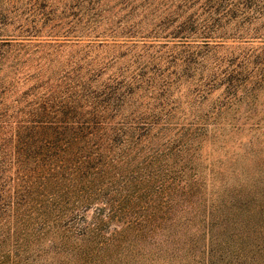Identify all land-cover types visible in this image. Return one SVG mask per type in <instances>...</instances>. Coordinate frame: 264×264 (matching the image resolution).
<instances>
[{
    "label": "trees",
    "instance_id": "obj_1",
    "mask_svg": "<svg viewBox=\"0 0 264 264\" xmlns=\"http://www.w3.org/2000/svg\"><path fill=\"white\" fill-rule=\"evenodd\" d=\"M264 0H0V264H264Z\"/></svg>",
    "mask_w": 264,
    "mask_h": 264
},
{
    "label": "rangeland",
    "instance_id": "obj_2",
    "mask_svg": "<svg viewBox=\"0 0 264 264\" xmlns=\"http://www.w3.org/2000/svg\"><path fill=\"white\" fill-rule=\"evenodd\" d=\"M258 112H259V117L264 119V95L260 100L258 101ZM264 139V137H261Z\"/></svg>",
    "mask_w": 264,
    "mask_h": 264
}]
</instances>
